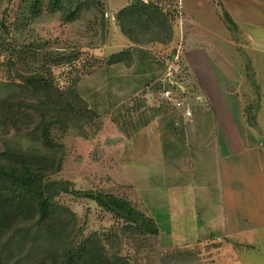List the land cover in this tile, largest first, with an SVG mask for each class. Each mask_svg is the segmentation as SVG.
Here are the masks:
<instances>
[{
	"label": "rangeland",
	"instance_id": "374dc122",
	"mask_svg": "<svg viewBox=\"0 0 264 264\" xmlns=\"http://www.w3.org/2000/svg\"><path fill=\"white\" fill-rule=\"evenodd\" d=\"M99 1L103 4V25L99 17L89 20L84 15L66 23L57 13L43 12L12 30V39L45 44L34 54L40 59L46 51H69L68 47L76 44L102 62L84 72L78 83L79 93L95 111L85 126L86 136L73 128L65 133L52 130L53 139L64 146L62 167L54 177L69 180L76 189L107 191L127 199L154 219L158 233L126 235L108 212L85 197L63 192L59 202L73 211L76 226H82L84 235L93 231L104 236L116 233L117 253L129 264H264V228L227 238L218 227L211 237L201 226L200 215L199 223L190 222L191 209L175 208L172 200L177 168L197 163L196 146L211 130L200 126L195 136L179 138L180 124L188 119L183 115L185 108L189 107V118L194 119L196 106H200L198 98L189 99V93L196 92L195 84L197 89L200 86L199 76L211 90L233 93L264 145V0H143L158 4L169 14L173 34L167 44L151 41L141 45L124 36L114 18L116 11L135 0ZM223 11L229 13L236 29H230ZM127 47L133 50L130 67L105 63L111 53ZM1 54L6 52L0 51V81L18 80ZM158 58L179 67L177 77L189 92L187 104L175 107L161 96V87L155 82L162 68ZM26 59L23 52L14 51L19 70L31 65L32 56ZM48 68L59 72L53 66ZM10 89L0 83V96ZM0 144L37 146L23 133L4 134L1 125ZM187 153L192 159L189 163L183 161ZM182 209L186 213H179Z\"/></svg>",
	"mask_w": 264,
	"mask_h": 264
},
{
	"label": "trees",
	"instance_id": "16d2710c",
	"mask_svg": "<svg viewBox=\"0 0 264 264\" xmlns=\"http://www.w3.org/2000/svg\"><path fill=\"white\" fill-rule=\"evenodd\" d=\"M43 12L57 13L66 23L84 15L89 20L99 17L100 25L104 23L99 0H0V51L6 52L1 60H6L18 79L0 81L11 87L0 96L1 131L23 133L37 143L36 147L0 144V264H129L117 253L116 233L104 236L93 231L84 235L82 226H76L73 211L58 200L63 192L92 200L126 235L158 233L154 219L127 199L107 191L76 189L69 180L54 177L62 167L64 146L53 139L52 130L65 133L73 128L86 136L85 126L95 111L79 93L78 83L84 72L102 62L76 44L68 47L69 51H46L40 59L34 54L45 44L12 39V30ZM114 18L122 34L135 45L151 41L167 44L172 38V18L152 1H132L116 11ZM223 18L230 29H236L227 11H223ZM15 50L23 52L24 59L32 56L31 65L19 70ZM132 56L133 50L127 47L111 53L105 63L130 67ZM159 64L162 73L164 63L160 60ZM49 66L59 72L53 73ZM245 120L250 125L247 116Z\"/></svg>",
	"mask_w": 264,
	"mask_h": 264
},
{
	"label": "crops",
	"instance_id": "0c3cea01",
	"mask_svg": "<svg viewBox=\"0 0 264 264\" xmlns=\"http://www.w3.org/2000/svg\"><path fill=\"white\" fill-rule=\"evenodd\" d=\"M198 81L200 86L197 89L195 84L196 92H190L189 99L198 98L201 104L196 106V118L180 124L179 138L195 136L200 126L211 130L196 146L197 163L177 168L175 197L169 198L175 208L191 209L190 222L199 223L200 215L201 226L211 237L218 227L227 238L264 228V145L246 122L233 93L211 90L201 76ZM187 154L183 161L189 163L192 159Z\"/></svg>",
	"mask_w": 264,
	"mask_h": 264
},
{
	"label": "built area",
	"instance_id": "2783aa9c",
	"mask_svg": "<svg viewBox=\"0 0 264 264\" xmlns=\"http://www.w3.org/2000/svg\"><path fill=\"white\" fill-rule=\"evenodd\" d=\"M162 61L164 63V69L160 77L157 78V82L161 87V96L174 103L175 107L181 103L187 104L189 92L188 89H185V86L182 85V80H179L177 77L179 67H171V64H168V61L163 60V58ZM183 115L188 118L187 120H190L191 111L189 107L185 108Z\"/></svg>",
	"mask_w": 264,
	"mask_h": 264
}]
</instances>
